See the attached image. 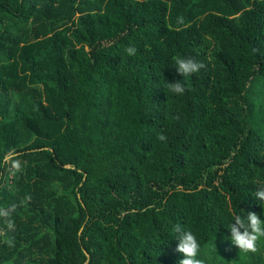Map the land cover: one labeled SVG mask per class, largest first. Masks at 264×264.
Instances as JSON below:
<instances>
[{
	"label": "trees",
	"instance_id": "16d2710c",
	"mask_svg": "<svg viewBox=\"0 0 264 264\" xmlns=\"http://www.w3.org/2000/svg\"><path fill=\"white\" fill-rule=\"evenodd\" d=\"M262 183L264 0H0V264H264Z\"/></svg>",
	"mask_w": 264,
	"mask_h": 264
},
{
	"label": "clouds",
	"instance_id": "9594fccd",
	"mask_svg": "<svg viewBox=\"0 0 264 264\" xmlns=\"http://www.w3.org/2000/svg\"><path fill=\"white\" fill-rule=\"evenodd\" d=\"M125 51L128 55L134 56L137 49L134 46H128ZM174 59L178 72L184 77L191 76L205 67L203 62H198L191 57H175ZM168 87L171 92L176 94H183L185 91V87L180 81L170 83ZM158 139L162 141L166 140V136L161 134L158 136ZM13 167L19 170V162L14 161ZM255 196L264 202V183L257 188ZM16 207V204H12L8 208H0V218L4 219L9 230L15 228L11 217ZM232 217L233 222L227 225L230 229L232 243L242 252L255 253L258 250V241L264 238V220L255 212H249L246 218L233 212ZM173 231L176 233V238L178 239L176 250L183 254V259H180L178 264H206V261L199 256L201 245L196 234L180 223L174 225Z\"/></svg>",
	"mask_w": 264,
	"mask_h": 264
},
{
	"label": "water",
	"instance_id": "95a60500",
	"mask_svg": "<svg viewBox=\"0 0 264 264\" xmlns=\"http://www.w3.org/2000/svg\"><path fill=\"white\" fill-rule=\"evenodd\" d=\"M88 254V253H87ZM89 256V255H88Z\"/></svg>",
	"mask_w": 264,
	"mask_h": 264
}]
</instances>
